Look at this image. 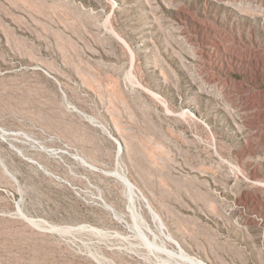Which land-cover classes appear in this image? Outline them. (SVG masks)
I'll use <instances>...</instances> for the list:
<instances>
[{
  "label": "rangeland",
  "instance_id": "1",
  "mask_svg": "<svg viewBox=\"0 0 264 264\" xmlns=\"http://www.w3.org/2000/svg\"><path fill=\"white\" fill-rule=\"evenodd\" d=\"M264 264V0H0V264Z\"/></svg>",
  "mask_w": 264,
  "mask_h": 264
},
{
  "label": "bare ground",
  "instance_id": "2",
  "mask_svg": "<svg viewBox=\"0 0 264 264\" xmlns=\"http://www.w3.org/2000/svg\"><path fill=\"white\" fill-rule=\"evenodd\" d=\"M180 257H181V259H182L184 262H186V263H188V264H205V263H203V262H200V261H197V260H195V259H192L191 257H187L186 255H182V254H180Z\"/></svg>",
  "mask_w": 264,
  "mask_h": 264
}]
</instances>
